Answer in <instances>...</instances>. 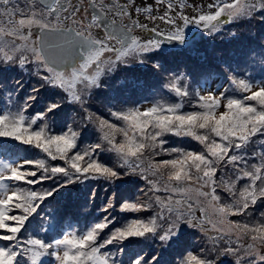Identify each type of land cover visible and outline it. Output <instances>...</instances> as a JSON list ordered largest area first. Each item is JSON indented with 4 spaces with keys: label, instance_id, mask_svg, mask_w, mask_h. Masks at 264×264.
Returning <instances> with one entry per match:
<instances>
[{
    "label": "snow or ice",
    "instance_id": "obj_1",
    "mask_svg": "<svg viewBox=\"0 0 264 264\" xmlns=\"http://www.w3.org/2000/svg\"><path fill=\"white\" fill-rule=\"evenodd\" d=\"M0 94V264H264V0H0Z\"/></svg>",
    "mask_w": 264,
    "mask_h": 264
},
{
    "label": "rangeland",
    "instance_id": "obj_2",
    "mask_svg": "<svg viewBox=\"0 0 264 264\" xmlns=\"http://www.w3.org/2000/svg\"><path fill=\"white\" fill-rule=\"evenodd\" d=\"M206 2H207V0H206ZM161 26H163V25H161ZM190 28H194V26H189V29ZM240 39L242 41H246L248 39L247 34L245 33L244 35H242L240 37ZM219 43H222L223 47L225 49L229 48V49L225 50V53H227L234 46L235 42L230 40V39H226V40L221 41ZM133 71H134L133 72L134 74H139L142 72V70H140V69H133ZM257 79H260V77H257ZM4 82L7 84L8 88L13 91L14 98L17 102H19L18 97L16 96V95H18V93H24V94L30 93V90L37 83V81L34 77H32L30 75H26L25 73L20 72L18 70H9V72L6 74V80ZM38 91H42L43 93H45V91H46L48 93V95H50L48 98L49 100L52 99V97H53L52 92L47 87H42ZM6 103H7L6 97L4 95L0 94V111L4 110ZM32 105H34L35 109L39 110L41 108V105H42L41 99L36 98V100L32 102ZM62 109L66 110V113H67L68 109L61 106L60 110H62ZM63 117L64 116H60V119H62ZM88 138L91 139L90 136ZM1 143H4V141H2ZM7 143L10 144L11 147H20L21 150H25V149L30 147L28 145H18L17 142H15V141H7ZM27 154H28V152H27ZM4 157H6V155ZM20 158H22V157H16L13 161L8 160V158H5V159L9 162H15L17 159H20ZM96 186L101 187L102 191H104L105 189H107V191H108V188H109L104 184H99L96 182H91V183L84 182V186H81V189H89V191H90L91 188H95ZM127 187H129L128 182L127 183L116 182L114 185H112L110 187V189H111V191L119 190L118 193H121V191L123 189H126ZM108 194H109V191H108ZM96 215H97V213H96ZM83 227H85V226L78 227V226H76V224L74 222L66 221L65 226H64V230L79 229V228H83ZM191 231L192 230L189 229V232H191ZM189 244L191 245L193 253L196 254L198 252V248H196L195 236L191 237ZM48 257L49 256L44 257L41 264L43 263L44 260H47ZM224 259H227V258H224ZM52 260L53 261L51 262V264H54V259L52 258Z\"/></svg>",
    "mask_w": 264,
    "mask_h": 264
},
{
    "label": "trees",
    "instance_id": "obj_3",
    "mask_svg": "<svg viewBox=\"0 0 264 264\" xmlns=\"http://www.w3.org/2000/svg\"><path fill=\"white\" fill-rule=\"evenodd\" d=\"M191 31L194 30V28H190ZM229 44V43H228ZM217 47L223 49L224 51L229 49H225L223 47V44L222 43H218L217 44ZM132 73L134 72L133 69L130 70ZM30 93H18V95H16L18 97V100L19 101H22L23 98L28 95ZM50 95H48V93L45 91V93H43L42 91H38L37 93V98L41 99L42 103L46 100H49ZM51 100V99H50ZM31 108L35 109L34 108V105H31ZM65 116L66 115V110H60L56 113V116L53 117V119H60V116ZM4 141V143H7V141L5 140H0V143ZM12 148V151L8 154H6V157H0L4 160H6L5 158H8V160H14L16 157H22V158H26L30 155V153L32 152V149L29 147L25 150H21L20 147H11ZM28 152V154H27ZM130 184L131 182L129 181L128 182V185L129 187H127L126 189H123L121 191V193H118V195L120 196H126V195H130L131 194V187H130ZM96 189V196L92 199L91 201V204L89 206V213H88V216L91 217V216H94L96 215V209L97 207L100 205V203L104 200L105 196L108 194V191L111 192V189L108 188V191L107 189H105L104 191H102L101 187L99 186H96L95 187ZM88 192H89V189H81V186H77L76 188H74L72 190V193H71V198L73 199V201L75 202L76 205H79V204H85V203H88ZM69 194L65 191V192H61L59 194H54V196H56L57 199L59 200H63L66 196H68ZM69 221H72L76 224V226L78 227H81V226H86V223H87V217H84V218H81V217H78L77 213L76 212H73V217L71 220ZM52 257H48L47 260H44L42 264H51L52 262Z\"/></svg>",
    "mask_w": 264,
    "mask_h": 264
}]
</instances>
